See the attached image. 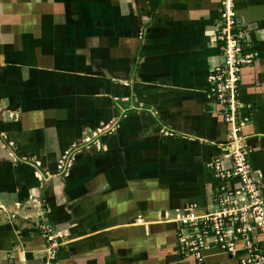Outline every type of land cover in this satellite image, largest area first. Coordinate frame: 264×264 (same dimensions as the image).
Here are the masks:
<instances>
[{
    "label": "crops",
    "instance_id": "obj_1",
    "mask_svg": "<svg viewBox=\"0 0 264 264\" xmlns=\"http://www.w3.org/2000/svg\"><path fill=\"white\" fill-rule=\"evenodd\" d=\"M227 0H0V264H197L178 219L214 207L229 126L207 96ZM255 55L240 132L264 178V0H229ZM230 187L237 189L233 181ZM205 264H239L213 249Z\"/></svg>",
    "mask_w": 264,
    "mask_h": 264
},
{
    "label": "built area",
    "instance_id": "obj_2",
    "mask_svg": "<svg viewBox=\"0 0 264 264\" xmlns=\"http://www.w3.org/2000/svg\"><path fill=\"white\" fill-rule=\"evenodd\" d=\"M245 34L227 0L215 36L223 62L209 74L207 96L220 105L229 126L230 165L225 167L222 157L209 164L219 182L213 209L198 215L196 206L190 205L187 214L177 220L179 254L193 258L197 264H205L206 254L213 249L227 252L239 264H264V178L254 168L252 151L240 136L250 121L240 108V71L255 59ZM233 181L239 183V188L230 187ZM40 230L47 244L46 264H54L63 244L50 225L43 224Z\"/></svg>",
    "mask_w": 264,
    "mask_h": 264
}]
</instances>
